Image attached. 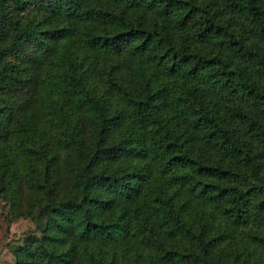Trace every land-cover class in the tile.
<instances>
[{
    "label": "trees",
    "instance_id": "trees-1",
    "mask_svg": "<svg viewBox=\"0 0 264 264\" xmlns=\"http://www.w3.org/2000/svg\"><path fill=\"white\" fill-rule=\"evenodd\" d=\"M0 201L14 264H264V0H0Z\"/></svg>",
    "mask_w": 264,
    "mask_h": 264
},
{
    "label": "rangeland",
    "instance_id": "rangeland-1",
    "mask_svg": "<svg viewBox=\"0 0 264 264\" xmlns=\"http://www.w3.org/2000/svg\"><path fill=\"white\" fill-rule=\"evenodd\" d=\"M4 211H6V206L0 201V264H14L8 243L19 241L22 234L33 228L34 224L28 219H18L7 224L2 220Z\"/></svg>",
    "mask_w": 264,
    "mask_h": 264
}]
</instances>
